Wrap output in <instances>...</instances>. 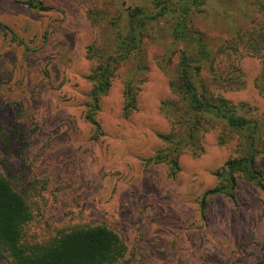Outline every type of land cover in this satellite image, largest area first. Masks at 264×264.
<instances>
[{
	"label": "rangeland",
	"instance_id": "rangeland-1",
	"mask_svg": "<svg viewBox=\"0 0 264 264\" xmlns=\"http://www.w3.org/2000/svg\"><path fill=\"white\" fill-rule=\"evenodd\" d=\"M41 1L51 11L0 0V174L30 208L24 239L103 225L125 246L121 264H264L263 193L239 180L233 200L209 197L200 212L202 196L219 184L215 174L237 156L236 137L204 125L196 146L179 151L176 173L154 162L165 138L188 136L170 118L185 50L170 23L149 26L95 111L89 101L99 57L116 58L112 21L169 0ZM261 7L264 0H208L192 23L217 53L202 82L264 124V50L228 49L237 35L247 46L258 40ZM125 88L134 101L127 116ZM258 166L264 173V141Z\"/></svg>",
	"mask_w": 264,
	"mask_h": 264
},
{
	"label": "trees",
	"instance_id": "trees-1",
	"mask_svg": "<svg viewBox=\"0 0 264 264\" xmlns=\"http://www.w3.org/2000/svg\"><path fill=\"white\" fill-rule=\"evenodd\" d=\"M208 0H181L164 4L157 3L151 10H123L112 21L115 40V59L99 57L98 66L87 78L92 84L89 101L98 108L100 100L110 90L111 81L119 63L141 50L144 34L149 26L160 20L171 24L170 36L185 45L175 71L173 92L179 107L170 118L186 124L185 138H165L168 148L160 152L155 163H165L173 175L178 170V153L190 145L196 146V135L206 126H220L227 134L236 137L237 156L229 159L215 174L217 187L205 193L200 201V212L204 215L209 197H224L233 200L237 184L247 183L264 194V173L258 166L264 141V124L254 120L241 109L234 107L201 80L204 65L212 64L217 53L209 48L204 35L194 28L192 20L202 14ZM24 6L34 12L47 13L51 9L41 0H25ZM264 12V7H261ZM258 40L248 46L237 37L229 44V50L238 53V45L259 55L264 50V24ZM256 43V45L254 44ZM230 53V52H228ZM232 53V52H231ZM261 59V58H260ZM211 71L213 72L212 68ZM210 72L211 74H213ZM123 113L128 115L134 101L129 90L124 89ZM95 134L99 126L92 121ZM7 173L8 170L6 171ZM32 215L24 196L10 181L0 174V264H121L125 246L119 236L109 228L85 226L61 232L45 242L30 243L25 238V229Z\"/></svg>",
	"mask_w": 264,
	"mask_h": 264
}]
</instances>
